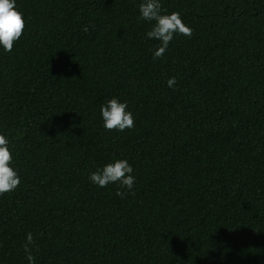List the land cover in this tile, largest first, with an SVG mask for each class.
I'll return each mask as SVG.
<instances>
[{
  "label": "trees",
  "instance_id": "1",
  "mask_svg": "<svg viewBox=\"0 0 264 264\" xmlns=\"http://www.w3.org/2000/svg\"><path fill=\"white\" fill-rule=\"evenodd\" d=\"M160 2L192 35L153 59L141 0H15L0 134L21 183L0 195V264H28V233L35 264H264V0ZM113 98L133 128L103 127ZM117 160L124 197L88 178Z\"/></svg>",
  "mask_w": 264,
  "mask_h": 264
},
{
  "label": "clouds",
  "instance_id": "2",
  "mask_svg": "<svg viewBox=\"0 0 264 264\" xmlns=\"http://www.w3.org/2000/svg\"><path fill=\"white\" fill-rule=\"evenodd\" d=\"M141 18L154 22L147 37L160 41L159 46L154 51L153 59L161 58L167 51L174 34L186 36L192 35L190 27L186 26L178 12L167 14L162 9L160 0H141L139 4ZM25 28L23 13L15 7V0H0V46H3L6 52H11L14 43L20 39ZM88 31L87 27L83 29ZM177 83L175 77L168 79V87L173 88ZM126 102H120L117 98L107 101L101 106L100 113L103 118V127L109 131L118 130L123 132L125 129H131L135 126L134 117L130 111H127ZM13 160L12 152L9 148L8 138L0 134V195L12 192L21 183L17 171L11 167ZM133 169L127 160H117L108 163L102 168L90 173L89 180L98 187H107L110 183H119L120 189L116 195L126 196L134 187L135 176L132 175ZM126 189L127 191H122ZM133 195L135 193H132ZM35 244L32 233H28L26 242L22 246L26 254L28 264H35L36 257L32 254V246Z\"/></svg>",
  "mask_w": 264,
  "mask_h": 264
}]
</instances>
